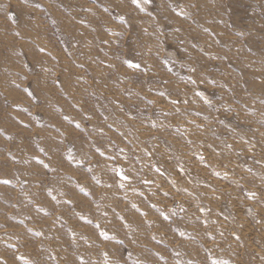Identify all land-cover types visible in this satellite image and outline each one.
I'll return each instance as SVG.
<instances>
[{
    "label": "rangeland",
    "instance_id": "obj_1",
    "mask_svg": "<svg viewBox=\"0 0 264 264\" xmlns=\"http://www.w3.org/2000/svg\"><path fill=\"white\" fill-rule=\"evenodd\" d=\"M0 264H264V0H0Z\"/></svg>",
    "mask_w": 264,
    "mask_h": 264
},
{
    "label": "snow or ice",
    "instance_id": "obj_2",
    "mask_svg": "<svg viewBox=\"0 0 264 264\" xmlns=\"http://www.w3.org/2000/svg\"><path fill=\"white\" fill-rule=\"evenodd\" d=\"M133 3H137V0H132Z\"/></svg>",
    "mask_w": 264,
    "mask_h": 264
}]
</instances>
